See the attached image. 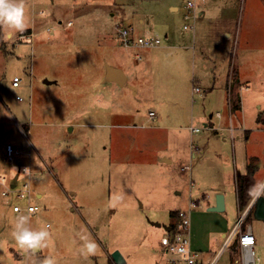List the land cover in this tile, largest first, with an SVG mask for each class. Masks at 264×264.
Instances as JSON below:
<instances>
[{
  "label": "rangeland",
  "instance_id": "1",
  "mask_svg": "<svg viewBox=\"0 0 264 264\" xmlns=\"http://www.w3.org/2000/svg\"><path fill=\"white\" fill-rule=\"evenodd\" d=\"M52 1L25 0L27 28L32 26V19L54 17L51 23L56 29L44 32L40 44L26 39V29L8 36L0 27V174L11 178L18 173L17 163L27 165L30 161L32 190L43 197L33 199L39 210L30 216L29 225L33 229L48 225L51 233L42 253H26L12 231L16 217L27 214L14 213L12 199L0 195V264H32L33 260L45 257H53L57 264H109L114 250L120 252L126 264H158L159 239L165 229L152 223L174 224L176 218L171 217V212L188 210L190 199L198 204L189 213L190 243L194 240L196 245L192 248L200 250L198 256L203 262H209L225 238L219 236V231L227 235L246 209L238 211L235 195L228 193L226 211L206 210L208 203L216 199L211 188L225 180L224 169L229 167L232 172L235 161V168L242 171L241 162L249 157L245 165L256 169L254 180L257 185L262 182L259 191L264 195V163L257 164L253 158H264V132L255 129L263 124L256 120L264 118V111L257 108L260 105L264 110V0H240L238 18L226 26L231 33L229 39L221 34L223 22L214 17L209 19L208 30L202 35L209 47L224 50L229 61L233 56V69L241 66L239 72L244 81L248 80L243 85L247 86L246 91L243 95L239 92L241 103L237 110L235 101L222 97L218 102L215 93L208 94L203 89L202 96H192L191 79L197 77L196 73L183 69L181 62L177 72H172L171 59L167 57L175 52L173 49L142 50L148 57V69L130 80L138 86L136 97L131 96L130 89L108 97L107 86L99 83L106 65L130 59L129 50L119 44L116 25L131 26L140 36L156 35L162 42L168 28L176 38L190 36V30L182 29L185 10L182 15H169L168 11L171 2L188 0ZM111 1L124 5L120 6L123 15L117 14L115 20L110 19V14L117 12ZM40 10L43 12L38 14ZM138 18L148 20L141 25ZM123 66L131 75L126 64ZM14 76L20 79L17 89L11 86ZM44 80L54 83L46 86ZM231 90L223 89L224 97L230 96ZM100 92L104 97L97 96ZM191 109L203 117L190 123L200 129L199 133H191L193 143L210 134L203 125L209 115L213 117L209 121L215 120V127L220 129L217 112L227 122L231 118L233 129L242 126L251 131L247 133L248 139L236 140L234 144L228 129L221 128L219 132L226 135V142L219 141L217 133L211 132L214 137L208 144L203 141L206 148L202 158L192 159L188 171L169 173L156 165L168 131L136 129L133 125H141L152 110L155 119L150 125L182 130L184 113L190 117ZM6 142L25 153L30 151L31 157L6 163ZM189 173L195 182L201 181L198 190L188 191L182 186L178 189L183 192L176 195L174 180H185ZM23 178L20 175V180ZM248 214L242 229L250 228L255 238L256 264H264V221L254 218L252 210ZM88 234L96 241L98 250L85 258L77 249L81 236ZM237 257L226 250L216 264H234Z\"/></svg>",
  "mask_w": 264,
  "mask_h": 264
},
{
  "label": "crops",
  "instance_id": "2",
  "mask_svg": "<svg viewBox=\"0 0 264 264\" xmlns=\"http://www.w3.org/2000/svg\"><path fill=\"white\" fill-rule=\"evenodd\" d=\"M54 1V0H53ZM52 1V2H53ZM114 1V0H113ZM111 1V6L115 8L117 11L116 13H111L110 14V19L115 20L118 15L124 13V9L121 8L120 6H124L123 2H113ZM197 4L198 8V15L199 17L196 20V30L192 31L190 36H185L182 35L180 38H176L173 34H171L169 28L164 32V37L165 41L162 42L161 46L157 48H152V49H173L175 52L171 53L170 56L167 57V54L165 55L167 58L171 59V69L172 72H177L179 68V63L181 62L183 64V69H188L191 74H195L197 77L195 78L193 75V79H191L194 83L192 86V96H197L200 95L202 96L201 93H193L194 87L198 86L201 89V92L205 90L208 94L215 93L217 97V101L219 102L221 98L223 97L226 100L231 99L232 102L236 103L235 109L237 110L239 108V105L241 103V97L239 95V92L241 95H243L244 90L246 91L247 86H243L248 83V80L244 81L243 79V74L239 72V67H234V57L232 56L231 60H228L227 54L224 52V50H218L216 49V46H211L209 47L208 44L203 40L204 38L202 37L203 34L208 30L207 25L208 22L211 21L209 19L213 18L218 19V21L223 22L222 26H220L221 34L225 39H229L231 36V33L229 29L226 28L228 26V23H232L233 20L237 19L240 13V0H194ZM171 2L170 6L168 7L169 15L172 14H180L182 15L183 10H185L186 2ZM176 3V4H175ZM35 4V3H34ZM43 12L42 10L38 11V14ZM123 15V14H121ZM33 21L32 26L30 28H26L28 32V35H26V39L33 44V42L37 41L39 44L41 41V36L43 35L44 32H50L51 30H54L56 28H53V24L51 23V20H54V17L52 18H37V19H32ZM55 20H59L58 18ZM126 20H131V19H126ZM139 23L141 25H144V20H148V18H138ZM59 23V22H58ZM207 23V24H206ZM227 23V25L225 24ZM71 26V24H70ZM69 26V27H70ZM117 26V25H116ZM115 26V28H116ZM121 26V25H118ZM198 28V29H197ZM202 29V30H201ZM135 33V30H134ZM22 34V33H20ZM136 34V33H135ZM23 35V34H22ZM137 35V34H136ZM150 35V34H146ZM24 36V35H23ZM22 36V38H24ZM55 38V36L53 37ZM208 48V49H207ZM125 50V49H124ZM130 52V53H129ZM128 52L129 56V62L124 63L121 61L118 65L114 64H108L106 66H109L112 68V72L110 74L109 81H105L106 78V70L103 71L102 77L100 78L99 83L103 84V86H107V95L114 97L116 94L124 93V89H130L132 90L131 96L136 97L139 93L138 86L134 83H132L130 80L131 79H136L140 75L139 72L142 74L146 72L148 69V61L145 55L142 54V50L139 51L141 55L140 60H135L133 58V53L132 51ZM146 61L142 64L141 63L143 60ZM233 61V64H232ZM106 64V63H105ZM124 64H126L127 68H129L131 75H128V73L124 70ZM134 68H137V71L134 72ZM140 68V69H139ZM230 72H232V75H230ZM137 75V76H136ZM201 81V83H199ZM202 82L204 85H202ZM54 83V81L50 80H44V84L46 86H50ZM264 83V81H263ZM200 86H203L201 88ZM6 87V82H2V89L4 90ZM18 87H13L14 89L19 88ZM228 87H231V92L232 94L229 96L224 97L223 95V89H228ZM203 89V90H202ZM234 89V91H233ZM242 90V91H241ZM191 94V91H190ZM239 95V96H238ZM18 96V95H17ZM16 96V97H17ZM97 96L99 97H104V93H97ZM232 96V97H231ZM219 105V104H218ZM228 105V102H227ZM257 108L259 111H264L260 105H257ZM230 109V108H229ZM152 111V110H150ZM149 111V112H150ZM148 112V113H149ZM153 112V111H152ZM154 113V112H153ZM264 113V112H263ZM218 116H216V119H218V125H220V129L215 127V120L214 122L209 121L210 119L212 120L213 117L212 115H209L208 118L209 120H205L203 123L204 127L207 128L206 131H208L210 134H206V137L200 136L197 138V140L193 143V135L189 129L191 126L190 123L196 119V118H203L198 112L194 111L191 109L190 112V117L186 113H184V126L181 127L182 130L176 129V127H170L168 128L165 125H150V121L155 119V113H154V118L150 119L149 115L148 118L143 120V123L141 125H133L136 129H148V130H166L168 131L166 133L167 139L165 140V147L161 148L159 153L157 154L156 157V165L159 168H164V170H167L169 173L172 171L178 170L179 172H185L182 171L183 168L188 166V164L191 162L192 159H196L197 156L198 158H202L206 144H208L209 140L214 137V134H211V132H216L219 138V141L221 142H226L227 137L226 135L219 134L221 128L222 130L228 129L229 130V138L234 144V141L236 140H245L248 139L247 133L250 131H247L244 127L237 128V130L233 129L232 127V120L231 118H228L225 120L224 115L221 114L220 112H217ZM262 119V118H261ZM257 124H261V120L257 119L256 120ZM228 125V126H227ZM1 122H0V127H1ZM114 127L115 125H112ZM119 126V125H118ZM1 129V128H0ZM175 129V130H174ZM257 129L256 131H262L264 132V124H262L261 128H255ZM175 131V132H174ZM186 132V133H183ZM188 131V132H187ZM236 131V133H234ZM222 132V131H221ZM189 133V134H188ZM199 133V132H198ZM227 133V132H225ZM205 141V143L203 142ZM12 143V141H10ZM263 144H264V139H263ZM9 143V142H6ZM5 143V144H6ZM197 144V147L195 145ZM195 148H197V151L195 152ZM263 152H264V145H263ZM4 153V149H3ZM253 158L257 159V164L263 162L264 163V158H260L258 156H254ZM249 160V157L245 156L243 161L241 162L242 164V171L240 169L235 168V161H233V168L232 172L231 169L228 170V164H227V171L224 169V175L225 180L221 184H218V186H211L209 185L211 189L215 190L214 191V196L221 194L223 196V206L224 210L222 212H216V213H223L227 209V194L228 193H233L235 195V200L237 203V177L240 175H244L246 172V167L245 165ZM45 162V161H43ZM248 163V162H247ZM45 165H47L45 163ZM189 167V166H188ZM54 172L56 171V167H54ZM187 179L182 180L180 178H176L174 180V189H175V194L180 195L181 192H183V189L179 190V187H184L189 190H192L193 188L198 187L201 181L195 182L194 179L191 177V173L187 175ZM255 178V174H254ZM186 181V182H185ZM262 182L257 185L255 181V187L254 188V195L248 205L252 202L254 197L260 195L259 188L261 186ZM181 185V186H180ZM198 190V189H197ZM74 194V193H73ZM200 195V194H199ZM202 196L204 194H201ZM43 197V194L38 192L35 194L34 198L36 199H41ZM246 206V208L248 207ZM215 206V200L213 199L211 202L208 203L206 210L210 207ZM238 206V204H237ZM73 211L74 209H70ZM246 210V209H245ZM175 211V210H173ZM239 211V207H238ZM251 211V210H250ZM208 212H213V211H208ZM168 226V224H167ZM234 227V226H233ZM233 229V228H232ZM219 236L224 237L226 235L225 231H219ZM194 243L192 245H196L195 241L193 240ZM219 249V248H218ZM198 254L200 250H196ZM14 254L17 255L16 252H13ZM42 253V247L39 250L38 253ZM17 257V256H16ZM5 259H8V257L5 255ZM127 263V261H126ZM125 263V264H126Z\"/></svg>",
  "mask_w": 264,
  "mask_h": 264
},
{
  "label": "built area",
  "instance_id": "3",
  "mask_svg": "<svg viewBox=\"0 0 264 264\" xmlns=\"http://www.w3.org/2000/svg\"><path fill=\"white\" fill-rule=\"evenodd\" d=\"M198 15L197 4L194 0L186 2L185 11L182 16L184 31H194ZM70 24V23H69ZM119 44L122 48L134 52L133 58L140 60V50L152 49L161 46L162 41L156 35H136L131 26L116 27ZM20 79L14 76L11 81L12 87H18ZM194 93H202L199 87H194ZM21 100L20 97H16ZM150 119L154 118V113H148ZM218 116V114H216ZM16 125H18L16 123ZM191 132L197 133L199 128L189 127ZM32 149V147H31ZM21 157H31V152H24L19 147L11 143H6L4 147V161L13 164L20 160ZM27 165L18 164V173L13 177L0 174V195L3 198L12 199V210L14 213H26L33 216L39 210V207L33 202L34 192L31 187L30 176L32 168L30 161ZM189 167L183 168L182 171H188ZM20 175L23 179L20 180ZM256 198V197H254ZM254 200V199H253ZM252 200V202H253ZM252 202L242 213L239 221L236 222L233 229L225 235L224 241L220 245L215 255L209 262H203L198 256V252L192 248L189 238L190 220L189 213L197 207V201L190 199L188 210H177L176 221L168 225L169 230H165L164 235L159 239V262L158 264H216L218 258L226 251L230 250L237 254V259L233 260L234 264H256L258 258L255 256L254 246L255 238L249 227L242 229L241 223L252 207ZM48 226V225H47ZM250 241V242H248Z\"/></svg>",
  "mask_w": 264,
  "mask_h": 264
},
{
  "label": "clouds",
  "instance_id": "4",
  "mask_svg": "<svg viewBox=\"0 0 264 264\" xmlns=\"http://www.w3.org/2000/svg\"><path fill=\"white\" fill-rule=\"evenodd\" d=\"M27 26L25 0H0V27L5 30L6 35L12 36L17 32H23ZM29 222L28 215L16 217L12 236L26 253L36 255L41 247H47L51 233L47 225L33 229ZM81 241L77 251L85 258L94 255L98 250V245L90 234L82 235ZM32 264H57V261L53 257H45L43 260H33Z\"/></svg>",
  "mask_w": 264,
  "mask_h": 264
},
{
  "label": "water",
  "instance_id": "5",
  "mask_svg": "<svg viewBox=\"0 0 264 264\" xmlns=\"http://www.w3.org/2000/svg\"><path fill=\"white\" fill-rule=\"evenodd\" d=\"M112 72V68L109 66H106V78L105 81H109L110 74ZM224 210L223 206V196L221 194L216 195L215 199V206L210 207L208 211H213V212H222ZM252 215L254 218L264 221V195L260 194L254 198L252 202ZM156 227H163L165 230H169V227L167 225H162L157 222L152 223ZM111 260L113 261L114 264H125L126 261L124 257L120 254L118 250H114L110 254Z\"/></svg>",
  "mask_w": 264,
  "mask_h": 264
},
{
  "label": "trees",
  "instance_id": "6",
  "mask_svg": "<svg viewBox=\"0 0 264 264\" xmlns=\"http://www.w3.org/2000/svg\"><path fill=\"white\" fill-rule=\"evenodd\" d=\"M261 122L264 124V118L261 119ZM255 168L251 165H247L246 172L244 175H240L237 177V204L239 207V210L241 212L246 208L250 200L252 199L254 195V188H255V180H254V174H255ZM249 211L248 213H250ZM244 217L241 226L244 223V220L249 217V214ZM171 217L174 219L176 218V211L171 212ZM172 225V224H170ZM109 264H114L112 260H110Z\"/></svg>",
  "mask_w": 264,
  "mask_h": 264
},
{
  "label": "snow or ice",
  "instance_id": "7",
  "mask_svg": "<svg viewBox=\"0 0 264 264\" xmlns=\"http://www.w3.org/2000/svg\"><path fill=\"white\" fill-rule=\"evenodd\" d=\"M248 242H250V241H248Z\"/></svg>",
  "mask_w": 264,
  "mask_h": 264
}]
</instances>
